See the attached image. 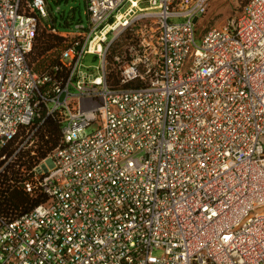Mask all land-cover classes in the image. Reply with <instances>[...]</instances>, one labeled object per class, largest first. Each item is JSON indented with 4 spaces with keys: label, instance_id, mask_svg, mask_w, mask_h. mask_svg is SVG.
Returning a JSON list of instances; mask_svg holds the SVG:
<instances>
[{
    "label": "built area",
    "instance_id": "2783aa9c",
    "mask_svg": "<svg viewBox=\"0 0 264 264\" xmlns=\"http://www.w3.org/2000/svg\"><path fill=\"white\" fill-rule=\"evenodd\" d=\"M209 3L86 0L87 24L58 30L48 0H0V174L26 153L40 197L0 218V264H264V0L198 43ZM45 22L72 40L39 71Z\"/></svg>",
    "mask_w": 264,
    "mask_h": 264
},
{
    "label": "trees",
    "instance_id": "16d2710c",
    "mask_svg": "<svg viewBox=\"0 0 264 264\" xmlns=\"http://www.w3.org/2000/svg\"><path fill=\"white\" fill-rule=\"evenodd\" d=\"M61 1V0H56ZM49 5L50 18L49 22L58 30L70 28L74 25L76 19L75 8L69 11H61L59 15L51 13ZM45 22L40 27L35 40L32 51L29 54V61L35 70H49L55 65L60 57L61 51L70 45L72 37H63L59 33L49 30ZM80 23V22H77ZM114 49L118 50L115 46ZM109 80L112 84H117L119 76L116 70H110ZM28 127H23L20 133H26ZM60 125L57 122L48 120L47 124L37 132V157L36 160L45 156L53 149L60 139ZM17 139L11 143V146L16 147ZM23 165L30 168L33 165V160L28 158L27 154L22 152L13 163L12 170L15 172L13 176L7 173L0 174V218L13 219L26 212L40 202V197H32L25 191L19 183L18 176L20 175L19 168Z\"/></svg>",
    "mask_w": 264,
    "mask_h": 264
},
{
    "label": "rangeland",
    "instance_id": "374dc122",
    "mask_svg": "<svg viewBox=\"0 0 264 264\" xmlns=\"http://www.w3.org/2000/svg\"><path fill=\"white\" fill-rule=\"evenodd\" d=\"M248 0H210L207 12L196 22V40L201 43L202 36L207 27L224 25L232 16H238ZM51 13L59 15L61 11H69L75 8L77 22L87 24L86 0H48ZM58 8L60 10H58ZM87 64H100L94 55H87ZM13 149V148H12ZM9 166V164H8ZM7 166V167H8ZM13 167V163L11 164Z\"/></svg>",
    "mask_w": 264,
    "mask_h": 264
}]
</instances>
